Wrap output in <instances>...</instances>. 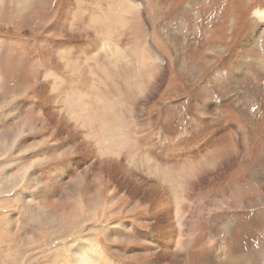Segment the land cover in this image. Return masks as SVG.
I'll return each instance as SVG.
<instances>
[{"label": "rangeland", "instance_id": "374dc122", "mask_svg": "<svg viewBox=\"0 0 264 264\" xmlns=\"http://www.w3.org/2000/svg\"><path fill=\"white\" fill-rule=\"evenodd\" d=\"M101 1L0 0V135L11 144L24 127L26 149L8 159L25 167L18 197L0 187V233L4 215L22 226L0 234V264H74L92 242L95 264H264V0H137L134 15ZM89 6L107 9L93 21L103 36H86Z\"/></svg>", "mask_w": 264, "mask_h": 264}, {"label": "bare ground", "instance_id": "6f19581e", "mask_svg": "<svg viewBox=\"0 0 264 264\" xmlns=\"http://www.w3.org/2000/svg\"><path fill=\"white\" fill-rule=\"evenodd\" d=\"M87 1V0H86ZM92 1V0H91ZM95 2L97 1V0H94ZM99 1V0H98ZM96 2V3H99V2ZM101 1V0H100ZM103 2H104V0H102ZM101 1V3H102V6L103 7H107V6H104L103 5V2ZM106 1H108V0H106ZM105 1V2H106ZM110 2L112 1L113 2V4H115V2H114V0H109ZM115 1H119V3H120V1L123 3V5H125V6H122L121 7V9H120V6L118 5V7H119V9H120V15H121V13H126V12H129V15H134V12L136 13V14H138V9H139V7L140 6H138L137 5V0H115ZM89 2H90V0H89ZM105 2H104V4H105ZM95 3V4H96ZM118 3V4H119ZM94 4V3H93ZM106 4H109L108 2H106ZM105 4V5H106ZM117 4V3H116ZM116 4L115 5H112V6H115V7H117L116 6ZM88 6V5H87ZM101 6V4L99 5V7ZM98 6L96 5V8H97ZM109 7V6H108ZM95 8V6L93 7H91V6H89V7H86V8H84V11L82 12V20L81 21H83V22H85L86 23V25H88L87 27H88V29H90V31H93V33H88L89 32V30H87L88 32V34L86 35V36H96L97 35V31L98 32H100L101 31V28L100 27H98V26H96L95 25V23L93 22L94 21V18H99L100 20H102V21H104L103 19H101V17H103V15H104V12L105 11H107V9H104L105 11H103V13H102V16L100 15V13H99V11H101V10H98V9H96ZM110 8V7H109ZM114 7H112V8H110V9H108L109 11H112V10H114L115 11V8L113 9ZM101 9V8H100ZM141 9V8H140ZM102 10H103V8H102ZM117 10V9H116ZM81 11V10H80ZM108 11V12H109ZM106 13V12H105ZM140 14H141V12H140ZM258 14V13H257ZM261 14V13H260ZM259 14V15H260ZM262 14H264L263 12H262ZM261 14V15H262ZM106 15V14H105ZM104 15V16H105ZM112 15V14H111ZM110 15V16H111ZM260 15V16H261ZM73 16H74V14H73ZM108 16V15H107ZM259 16V17H260ZM106 17V16H105ZM109 17V16H108ZM261 18V17H260ZM262 18H264L263 17V15H262ZM261 18V19H262ZM112 20H115L116 22H118L119 21V19L118 18H116V17H112L111 18ZM73 20V19H72ZM77 20V19H76ZM79 20V22H80V19H78ZM107 20V19H106ZM108 21V20H107ZM75 23V22H74ZM81 23V22H80ZM104 23V22H103ZM83 24V23H82ZM79 26V25H78ZM80 27V26H79ZM79 27H77V29L79 28ZM87 27H86V29H87ZM140 27V25H135V27L134 28H132V29H130V31H131V35L133 36V38H135L136 37V35H137V32L139 31V28ZM74 29V28H73ZM84 30V29H83ZM111 30V29H110ZM110 30L108 29V30H106V34H109L110 33ZM80 31H82V30H80ZM113 31V30H112ZM114 31H117V32H119L120 33V29H117V27L115 28V30ZM129 31V32H130ZM82 33V32H81ZM85 34H86V32H85ZM101 35L103 36V31H101ZM120 36V35H119ZM95 38V37H94ZM99 38V37H98ZM84 39H86V38H83V40ZM115 40H116V43L119 41V38L118 37H116L115 38ZM260 40V39H259ZM259 40H258V38L257 39H255V40H253L254 41V43L255 44H258L259 43ZM87 41H90L89 39L87 40ZM249 42H251V40L249 41ZM72 43H75L74 41L72 42ZM79 44V43H78ZM133 49H132V53H135V54H139L140 52H143V48H139L138 47V45L137 44H135L134 43V41H133V43L132 44H129ZM80 46V45H79ZM73 47L74 48H76L74 45H73ZM78 47V46H77ZM110 47V45L108 46V48ZM111 49V48H110ZM74 50V49H73ZM98 51V50H97ZM71 53H72V51H71ZM145 54V56H146V53H144ZM132 55V54H131ZM77 56V55H76ZM147 57V56H146ZM148 57H151V56H148ZM79 58V57H78ZM56 60V59H55ZM71 60V59H70ZM97 62V61H96ZM57 64V63H56ZM101 64H102V62H101ZM117 64V63H116ZM137 64L140 66V68H142L141 70H143V77H140L138 74H136V76H137V80L140 82V83H138V85H139V93H138V95H140V94H142V93H144L145 92V90H144V92H143V89L146 87L147 88V85L148 84H150V82H151V80H152V75H153V71H155L154 70V67H153V65H154V62L153 61H151L149 58L148 59H144L143 60V64L142 63H140V62H137ZM59 65V64H58ZM58 67V66H57ZM57 67H55V69H54V71H56V72H58V70H57ZM120 69V68H119ZM123 69V68H122ZM156 69V68H155ZM53 70V69H52ZM118 70V69H117ZM52 72V71H51ZM72 72V71H71ZM78 72V71H77ZM139 72V71H138ZM72 73H74V72H72ZM141 73V72H140ZM156 73H157V71H156ZM52 74V73H51ZM110 74V73H109ZM74 75V74H73ZM77 75V74H76ZM142 75V74H141ZM72 77V76H71ZM82 77V76H81ZM94 77H95V75H94ZM83 78V77H82ZM82 78H78V79H82ZM123 78V77H122ZM148 78H150V79H148ZM99 79V78H98ZM124 79V78H123ZM126 80H127V78H125ZM146 79H148V80H146ZM154 79V78H153ZM73 80V79H72ZM127 82V81H126ZM129 82V81H128ZM84 83V82H83ZM87 83V82H86ZM110 84V83H109ZM122 84V83H121ZM125 84V83H124ZM107 85V84H106ZM74 86V85H73ZM87 86V85H86ZM112 86V85H111ZM106 87H108V86H106ZM106 87H104L105 89H106ZM103 88V87H102ZM114 88V87H113ZM128 88V87H127ZM76 89V88H75ZM75 89H73L72 88V91H74ZM81 90H83V89H81ZM96 90V89H95ZM101 90V89H100ZM130 90V89H129ZM147 90V89H146ZM41 91V90H40ZM67 91V90H66ZM71 91V90H70ZM102 91V90H101ZM107 91V90H106ZM110 91H111V88H110ZM125 91V90H124ZM131 91V90H130ZM103 92V91H102ZM105 93V92H104ZM116 93V92H115ZM79 94V93H78ZM98 95H99V93H98ZM103 95H107V94H103ZM110 95H111V93H110ZM115 95V94H114ZM113 95V97H115ZM134 95V94H133ZM95 96V95H94ZM100 96V95H99ZM81 97H83V96H81ZM90 98H89V100H91L92 98H94L93 96H89ZM96 97V96H95ZM103 97V96H102ZM101 96H100V98H102ZM112 97V98H113ZM117 97V96H116ZM139 97V96H138ZM107 98H108V96H107ZM106 98V99H107ZM117 98H119V97H117ZM131 98L133 99V100H131ZM136 96L134 95V96H130V103H131V107L134 109V106H135V103H136ZM83 99V98H82ZM93 100V99H92ZM95 100H97V99H95ZM108 100V99H107ZM98 101V100H97ZM118 101V100H117ZM96 102V101H95ZM103 102H105V101H103ZM107 102V101H106ZM97 103L98 102H96L95 103V105H97ZM87 104H89V101H88V103ZM86 104V105H87ZM92 104V103H91ZM103 104V103H102ZM128 104V103H127ZM94 105V104H93ZM99 105H101V104H99ZM99 105H97L98 107H99ZM129 105V104H128ZM249 105H250V107L251 108H254L255 107V104L252 102V101H249ZM88 107H89V105H87ZM115 105H112V107H114ZM117 106V105H116ZM92 107V106H91ZM94 108H95V106H93ZM90 108V107H89ZM131 108V109H132ZM95 109H97V107L95 108ZM100 109V108H99ZM103 109V108H102ZM113 109V108H112ZM111 109V110H112ZM130 109V108H129ZM113 111V110H112ZM100 112L101 111H99V113L98 114H100ZM103 112V111H102ZM106 112V111H105ZM115 113L114 114H116V111H114ZM132 112V111H131ZM222 113L220 114L221 116H223L224 117V115H225V112H223V111H221ZM251 112V111H250ZM123 113V112H122ZM102 114H104V113H102ZM121 114V113H120ZM118 115V114H117ZM99 116V115H98ZM125 116V115H124ZM132 116V115H131ZM105 118V117H104ZM117 118V117H116ZM121 118V116H119L118 115V118L117 119H120ZM122 118H124V117H122ZM99 119L101 120V121H104L105 119H103V116L102 115H100L99 116ZM222 120V122H224V121H226L224 118L223 119H221ZM210 123V122H209ZM205 124V123H204ZM206 125V124H205ZM105 126H107V123H105V125L103 126L104 128H105ZM115 128V127H114ZM119 128V127H118ZM117 129V128H116ZM117 132H118V134H121V132H122V130H121V127H120V130L119 129H117ZM110 133V132H109ZM115 135H117V134H114V137H115ZM124 135H125V131H124ZM247 135L249 136V133H247ZM109 136V135H108ZM120 136V135H119ZM114 137H112V138H114ZM244 138H248V137H244ZM125 139V138H124ZM249 139V138H248ZM136 140V139H135ZM109 141V140H108ZM124 141V140H123ZM249 141V140H248ZM133 143H135V142H133ZM163 144V143H162ZM251 145V144H250ZM249 145V146H250ZM248 146V145H247ZM123 147V146H122ZM133 148H134V146H133ZM135 149V148H134ZM219 150V149H218ZM216 151H217V149H216ZM222 151V150H221ZM213 153H214V151H213ZM218 153H220V152H218ZM227 154V153H226ZM199 155V154H198ZM214 155V154H213ZM217 156V154L215 155V157ZM224 156V155H223ZM222 156V157H223ZM131 157H133V160H135L136 159V155H134L133 154V156H131ZM209 157V156H208ZM217 157H219V159L221 158L219 155L217 156ZM225 157V156H224ZM223 157V158H224ZM145 158H147V157H145ZM226 158V157H225ZM216 159V158H215ZM222 159V158H221ZM144 160V159H143ZM205 160V159H204ZM217 160H218V158H217ZM216 160V161H217ZM147 161V160H146ZM198 161V160H197ZM219 161H222V160H219ZM218 161V162H219ZM187 162V161H186ZM190 162V161H189ZM193 163V162H192ZM217 163V162H216ZM215 163V164H216ZM196 164V163H195ZM195 164H194V166H195ZM109 165V164H108ZM191 165H193V164H191ZM208 165H209V160H205V161H202L201 159L198 161V166H200V167H202V168H207L208 167ZM232 165V164H231ZM193 166V167H194ZM115 167L116 168H119L116 164H115ZM152 167V166H151ZM188 168V167H187ZM186 169V168H185ZM189 169V168H188ZM196 169H198V167H196ZM170 171V170H169ZM178 171V170H177ZM192 171V173L194 174V172L195 171H193L192 169L191 170H187L186 172H191ZM175 172V171H174ZM168 173V172H167ZM162 174V173H161ZM177 174V173H176ZM176 174H174V175H176ZM179 175H180V173H178ZM183 175V174H182ZM261 175V174H260ZM99 177V176H98ZM259 175H258V173L256 174V176H255V181H254V183H257V182H259ZM20 178V177H19ZM173 178V177H172ZM181 178V177H180ZM179 178V179H180ZM79 179H82V178H79ZM101 179V178H100ZM100 179H95L94 181L95 182H99L100 181ZM170 180V179H169ZM186 180H188V182L189 181H191V178L190 177H187V176H184L182 179H180L179 181H178V186L180 187V188H182L183 187V183H184V181L185 182H187ZM263 181V180H262ZM77 182H78V184L80 185V181L77 179ZM187 182V183H188ZM81 183H82V181H81ZM100 189V188H99ZM183 189V188H182ZM184 190V189H183ZM185 192H186V190H185ZM72 194H74L73 193V191L71 192ZM185 195V194H184ZM176 198L177 199H179V195L177 196L176 195ZM64 200H62L61 202H63ZM184 201V200H183ZM65 202V201H64ZM71 202V201H70ZM183 203V202H182ZM181 208V207H180ZM73 217V216H72ZM69 220V219H68ZM182 224H183V222H181ZM180 225V224H179ZM181 226V225H180ZM60 230V229H59ZM49 239V238H48ZM93 245V242L88 246L87 245V247H81V248H77L76 250V252L74 251V253H73V257H74V264H95V262H97L96 260H94L93 258H91L90 256L91 255H89V250H90V248H91V246ZM85 246V245H84ZM90 247V248H89ZM93 252V251H92ZM166 252H168V251H166ZM91 253V252H90ZM94 253V252H93ZM78 254V255H77ZM92 254V253H91ZM95 254V253H94ZM145 254V253H144ZM96 256V255H95ZM179 256V255H178Z\"/></svg>", "mask_w": 264, "mask_h": 264}, {"label": "crops", "instance_id": "0c3cea01", "mask_svg": "<svg viewBox=\"0 0 264 264\" xmlns=\"http://www.w3.org/2000/svg\"><path fill=\"white\" fill-rule=\"evenodd\" d=\"M259 39L261 40V37L258 38V40ZM260 40H259L258 44H255L254 41L251 39V43L256 45V46H260L261 45L260 44ZM260 67L263 68L264 67V63H262L260 65ZM0 111H2V110L0 109ZM13 118L14 117H11L10 119H13ZM1 125H2V123H0V126ZM19 130H20V132L18 134L21 133V135H18V134L13 132L14 136H15V139L13 140V142L11 144H8L7 141L1 139L2 137L0 135V161H2V163H0V187H6L7 193L10 195V199H8L9 200L8 202H10L11 199H15V198L18 197L16 192H17V186L19 184V179H20L19 177H21V173L20 172H24L25 171L24 165L19 166V169L15 168V169H13L11 171L10 170L11 161L8 160L9 157H11V156H17V157L25 156L26 149L24 148V146L22 144H20V141H21L20 137L24 135L23 133L25 132V129H24V127H20ZM1 131H2V129L0 128V134H1ZM17 141H18L17 148H15L14 146H15V143ZM6 160H8V161H6ZM64 172L66 173V176L69 175L68 171L64 170ZM55 175H57V172H56V174H54V176ZM52 180H53V178H52ZM29 182L34 187L33 188L34 191L31 192V190H30L29 193H28V194L32 195L30 200H29V197L27 199L26 198L25 199L28 200V204L31 206V209L33 208V212L31 211L32 215H29V216L31 218H35L34 216L37 215V210L41 211V214L39 213V216H42V203H39L38 201H36V200L34 201L33 200V198H35L36 196H38V197L41 196L42 178L38 177V176L30 177V180H28V183ZM52 183H54V182L52 181ZM44 185H45V187L48 188L47 184L44 183ZM36 186H38V188ZM36 188H37V190H36ZM48 189L50 191H53L52 188H48ZM71 192H72V187H71V190H70V195L67 198H65L66 200H64L65 202L70 201L71 199H73V197H71V194H72ZM11 193H13V194H11ZM53 196H57V193L54 192ZM25 197H27V195ZM62 197H65V196L62 195ZM59 199H60L59 197H54V200H52V197H51L47 201V203L55 204L56 203L55 201H57ZM31 201H32V203H31ZM27 209L29 210V207ZM18 217H19V215H14V216L4 215L2 220L7 221L8 223H7V225H5L6 228L4 229V231L1 232L0 234L1 235H3L4 233H8V234H12V235H15L17 233L21 234L20 228L22 229V226L19 224L20 220L18 219ZM17 227H20V228L17 229L16 231H14L15 228H17ZM129 256H131V255H129Z\"/></svg>", "mask_w": 264, "mask_h": 264}]
</instances>
